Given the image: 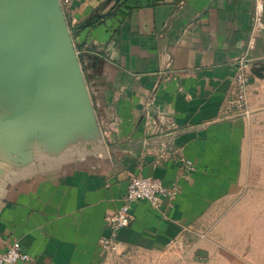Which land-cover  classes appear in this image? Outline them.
I'll return each mask as SVG.
<instances>
[{
	"label": "crops",
	"instance_id": "crops-1",
	"mask_svg": "<svg viewBox=\"0 0 264 264\" xmlns=\"http://www.w3.org/2000/svg\"><path fill=\"white\" fill-rule=\"evenodd\" d=\"M59 4L75 58L61 61L58 44L40 53L0 44V253L19 241L32 261L18 264H112L100 248L106 217L132 177L148 176L178 196L159 208L134 204L120 252L264 264L256 0ZM242 58L250 114L229 118Z\"/></svg>",
	"mask_w": 264,
	"mask_h": 264
},
{
	"label": "built area",
	"instance_id": "built-area-1",
	"mask_svg": "<svg viewBox=\"0 0 264 264\" xmlns=\"http://www.w3.org/2000/svg\"><path fill=\"white\" fill-rule=\"evenodd\" d=\"M255 23L256 26L264 27V2L256 0ZM248 71V62L242 58L239 60V72L235 78L236 93L224 105L226 117L235 118L249 116L251 82ZM167 146L159 150L161 155L166 154ZM180 163L185 171L190 174L195 171V165L186 158H180ZM176 185L167 186L163 180L156 177L134 176L131 178L127 192L120 208L106 217L108 234L100 240V248L105 254H115L119 251L121 242L120 232L128 228L134 221L132 207L139 202H148L154 208H159L164 201L172 205L178 196ZM31 256L24 250L19 241L14 243L5 252L0 253V264L29 263Z\"/></svg>",
	"mask_w": 264,
	"mask_h": 264
},
{
	"label": "water",
	"instance_id": "water-1",
	"mask_svg": "<svg viewBox=\"0 0 264 264\" xmlns=\"http://www.w3.org/2000/svg\"><path fill=\"white\" fill-rule=\"evenodd\" d=\"M5 43L29 53L58 44L61 61L69 54L75 58L59 0H0V44Z\"/></svg>",
	"mask_w": 264,
	"mask_h": 264
},
{
	"label": "rangeland",
	"instance_id": "rangeland-1",
	"mask_svg": "<svg viewBox=\"0 0 264 264\" xmlns=\"http://www.w3.org/2000/svg\"><path fill=\"white\" fill-rule=\"evenodd\" d=\"M112 264H172L170 256L151 255L137 251H118L112 254Z\"/></svg>",
	"mask_w": 264,
	"mask_h": 264
},
{
	"label": "trees",
	"instance_id": "trees-1",
	"mask_svg": "<svg viewBox=\"0 0 264 264\" xmlns=\"http://www.w3.org/2000/svg\"><path fill=\"white\" fill-rule=\"evenodd\" d=\"M93 23H95V22H93ZM93 23H92V24H93Z\"/></svg>",
	"mask_w": 264,
	"mask_h": 264
}]
</instances>
